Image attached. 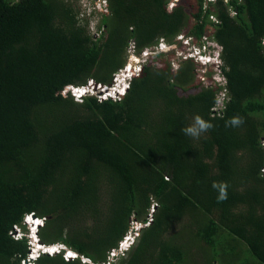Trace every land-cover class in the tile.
Returning <instances> with one entry per match:
<instances>
[{
	"label": "trees",
	"instance_id": "obj_1",
	"mask_svg": "<svg viewBox=\"0 0 264 264\" xmlns=\"http://www.w3.org/2000/svg\"><path fill=\"white\" fill-rule=\"evenodd\" d=\"M108 7L96 38L78 0H0V264L26 260L27 240L12 233L26 215L43 219L42 243L79 256L35 264H264V0ZM178 34L221 47L220 116L212 73L204 86L193 61L174 72L163 55L118 102L78 103L65 91L109 86L131 42L142 50ZM197 117L211 128L185 135ZM150 214L125 255L108 261Z\"/></svg>",
	"mask_w": 264,
	"mask_h": 264
},
{
	"label": "clouds",
	"instance_id": "obj_2",
	"mask_svg": "<svg viewBox=\"0 0 264 264\" xmlns=\"http://www.w3.org/2000/svg\"><path fill=\"white\" fill-rule=\"evenodd\" d=\"M89 1L91 2V7H94V10L91 9L90 11H88V9L86 7H84V5L82 3H80L78 1L81 8H82L83 17H86L88 19H91V18L94 19L96 17H101L103 19L104 16H107V15L109 16V7H108V1L107 0L106 1H107L108 13L106 15H103L101 13V11L99 10V8H97V6L101 4L100 0H89ZM160 39H165V38H159L158 41ZM174 39L176 40V42L180 43L181 48H182L177 52H193L195 54L194 56H197V58L200 56L201 58H203V60L198 59L197 61H194L193 57H191L190 59L183 60V59H181V57H179L178 54H175V55L169 54L170 49H171L170 47H172L174 44H176V43L172 44ZM192 39L194 40V42H196L197 45L193 44ZM207 39H208V37L205 36V37L201 38L200 40H195L193 37L186 36L184 34H178L175 38L172 39L171 42H169L167 39H165V41L167 42V45H168L167 51L166 52H159L157 54L150 53L148 56H146V61H144L145 57H141L140 62L138 64V66L140 68V71L138 72V74H134L132 72V74L128 78H124V79L119 78L118 80H120V82L118 83V86L116 88L117 90L115 91V93H117L118 95H122V98H123L129 89L130 83L132 82V80L135 77L139 76V74L141 73V70L144 68V66L148 65L153 59H156L157 56L163 55L162 58L164 56H166V57L172 56L178 62L177 68H175L176 67V61H174V62L169 61L170 66H171L173 71H177L179 68V65L183 62H186V61H193L196 65L199 66V68H200L199 70L211 68L212 69V71H211V73H212V75H211L212 84L214 86L220 87V89H221L218 91L219 94L217 95V98L219 97L220 94H223L224 95L223 100H224L226 98V82L227 81H226V77L224 75V72L222 70V67H223L222 58H221L222 50H221V47L212 39L210 42H205ZM184 40H186L187 43L183 44ZM158 41L156 42V44H154L150 47L157 46ZM198 46H199V50L197 51ZM150 47H146V48H150ZM175 49H176V47L172 50H175ZM137 50H138L137 55H139V57H140V53L142 52L143 49L139 50L137 48ZM126 54H127V49H126ZM124 68H125V66L122 69H124ZM116 73H118V72H116ZM114 76L112 78V83L109 86L103 85V87L97 88L98 90H100L98 93L94 92L95 89L80 92L81 89H84V90L87 89L88 90L90 88L89 86H85V87H81V88H76V87L69 88L68 87V88H66V90H67L66 92L69 93L70 96L73 98V100L75 102H78V103H80L83 100V98H85L87 96L95 97L100 101H106V100L110 99L114 102H118V101H115L112 96L106 95L107 91L111 87H113L114 84H116ZM206 85H208V84L206 83ZM108 92L111 93L110 91H108ZM217 98H216V101H217ZM224 104H225V102H224ZM212 114L218 115L215 113V111L213 112V110H212ZM221 114H222V112H221ZM220 115H218V116H220ZM239 123H241V121L238 118H234L231 121V124L233 126L238 125ZM210 128H211L210 124L203 121L201 118L197 117L195 119V122L190 127L183 129V132L185 133V135H187L189 137L198 138L202 133L208 131ZM261 145H262V148L264 149V138H261ZM261 172L264 174V164L261 168ZM213 188L218 189L220 192L218 199L222 200L225 198L226 194L224 192V186L217 185L214 183ZM151 213H153L152 209H151ZM32 216L33 215H26L23 218V221H22L23 228H21L19 226H15L12 230V233L14 232L13 235L16 238H18V239L25 238L27 240V246H28L29 253L27 255L26 260H24L21 263H23V264H35L36 261L42 255H46L49 257L61 256L64 261H70V262L77 260L79 258L77 253H75L74 251H72L71 249H69L68 247H66L62 243H56V244H52V245H45L44 243H42L39 239L38 231L41 227H43V219H39L35 215L34 216L36 218L33 219ZM151 221H152V214L148 215L147 224L134 223V222L131 224L130 231L119 242L117 249H115V250H118L120 248L122 249V253H121L122 255L119 254L118 255L119 257H122L123 253H126L132 247V245L135 243L137 234L139 233L140 229L143 227H146L148 225V223ZM109 256H110V253H109ZM108 261L112 262V260H108ZM83 262H86V261L83 260Z\"/></svg>",
	"mask_w": 264,
	"mask_h": 264
},
{
	"label": "built area",
	"instance_id": "obj_3",
	"mask_svg": "<svg viewBox=\"0 0 264 264\" xmlns=\"http://www.w3.org/2000/svg\"><path fill=\"white\" fill-rule=\"evenodd\" d=\"M100 1H101V4L98 5L99 7L97 6V8H99V10L101 11L103 15H106L108 13L107 1L106 0H100ZM214 1L215 0H206V2H214ZM84 7H86L88 11H90L91 9L94 10V7H89V5L88 6L84 5ZM210 19L212 22L216 23V19L214 17H210ZM185 43H187L186 40H184L183 44ZM167 49H168V45L165 39H160L158 41L157 46L143 49L139 57V55H137L138 50H137L135 43L131 42L129 47L127 48V54H126L127 58L126 59L127 61L129 60L132 62L129 66H126L124 69L119 70L118 73L115 74L114 79H115L116 84H114V86L108 90L111 93L107 91L106 95L112 96L115 101H120V99L122 98V95H118L117 93H115V91L117 90L116 88L118 86V83L120 82V80L118 79L128 78L132 74V72L134 74H138V72L140 71L138 64L140 62L141 57H145L144 61H146V56H148L150 53L157 54L159 52H166ZM178 55L183 60L190 59L191 57L194 58V61H197L198 59L203 60V58H201L200 56L198 58L197 56H194L195 54L193 52H179ZM223 98H224V95L220 94L219 97L217 98L216 105L212 109L213 112L215 111V113L218 115H220L222 110L224 109ZM121 253H122L121 248L118 250L111 251L109 260L113 261Z\"/></svg>",
	"mask_w": 264,
	"mask_h": 264
},
{
	"label": "rangeland",
	"instance_id": "obj_4",
	"mask_svg": "<svg viewBox=\"0 0 264 264\" xmlns=\"http://www.w3.org/2000/svg\"><path fill=\"white\" fill-rule=\"evenodd\" d=\"M73 1H75V0H73ZM80 3H82L83 5H86V6H88L89 5V7H91V2L89 1V0H78ZM108 1V0H107ZM175 1H178V2H186V3H190V4H195V0H175ZM224 1V3H226L228 0H223ZM78 2V3H79ZM101 17H96V18H94V19H89V31H90V34L93 36L94 35V37H96V38H98V35H100L101 34V32H102V29L100 28H98V26L101 24ZM94 29V30H93ZM211 41V38H209L208 37V39L205 41V42H210ZM192 42H193V44L194 45H197L196 44V42H194V40L192 39ZM173 43H176V44H174L172 47H170L171 49H170V53L169 54H178L179 52H177V51H179L180 49H182L181 48V45H180V43H178V42H176V40L174 39L173 40V42H172V44ZM176 47V49L175 50H172V49H174ZM203 47V46H202ZM201 47V48H202ZM199 50V46H198V49H197V51ZM177 52V53H176ZM163 59H168L166 56H164L163 57ZM169 61H171V62H174V61H176L175 60V58L174 57H169V59H168ZM131 62L132 61H127L126 60V63H125V67L126 66H129L130 64H131ZM177 65H178V62L176 61V67L175 68H177ZM164 65L162 64V67H163ZM200 68H199V66H198V68H197V75H196V79H197V81H199V82H201V84H203L204 86H207L206 85V81H203V78H202V75L203 74H206L207 72H211L212 71V69L211 68H206V69H204V70H199ZM199 70V71H198ZM174 72H176V71H174ZM196 82V81H195ZM87 86H89L90 88L87 90H84V89H81L80 90V92H84V91H89V90H91V89H95L94 90V92L96 93H98L100 90H98L97 88H100V87H103V85H101V84H96L95 82H91V81H88V83H87ZM105 86V85H104ZM213 86V85H212ZM73 87V86H72ZM72 87H69V88H72ZM74 88V87H73ZM65 91H67L66 89H65ZM122 255V254H121ZM123 255H125V253H123ZM197 256V254H193V257H196ZM120 257L118 256L117 258H115L112 262L113 263H116V262H118L117 260L119 259ZM21 264H23V263H21Z\"/></svg>",
	"mask_w": 264,
	"mask_h": 264
},
{
	"label": "water",
	"instance_id": "obj_5",
	"mask_svg": "<svg viewBox=\"0 0 264 264\" xmlns=\"http://www.w3.org/2000/svg\"><path fill=\"white\" fill-rule=\"evenodd\" d=\"M32 218L35 219L36 217L33 215Z\"/></svg>",
	"mask_w": 264,
	"mask_h": 264
},
{
	"label": "bare ground",
	"instance_id": "obj_6",
	"mask_svg": "<svg viewBox=\"0 0 264 264\" xmlns=\"http://www.w3.org/2000/svg\"><path fill=\"white\" fill-rule=\"evenodd\" d=\"M107 90V89H106ZM33 220V219H32Z\"/></svg>",
	"mask_w": 264,
	"mask_h": 264
}]
</instances>
